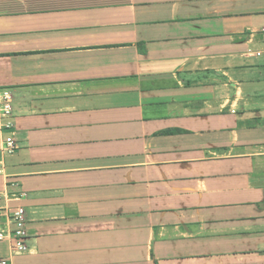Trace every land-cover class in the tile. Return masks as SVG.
Masks as SVG:
<instances>
[{
  "label": "crops",
  "instance_id": "crops-1",
  "mask_svg": "<svg viewBox=\"0 0 264 264\" xmlns=\"http://www.w3.org/2000/svg\"><path fill=\"white\" fill-rule=\"evenodd\" d=\"M263 29L264 0H0L29 247L0 260L264 264Z\"/></svg>",
  "mask_w": 264,
  "mask_h": 264
},
{
  "label": "built area",
  "instance_id": "built-area-1",
  "mask_svg": "<svg viewBox=\"0 0 264 264\" xmlns=\"http://www.w3.org/2000/svg\"><path fill=\"white\" fill-rule=\"evenodd\" d=\"M264 37V29L262 31ZM258 58L264 60V42L263 48L255 52ZM12 94L7 89L0 88V132L10 131L5 137L3 152L13 154L18 149L13 126L9 119L13 116ZM0 223L9 226V230L0 232V242H9L11 251L14 255H24L29 251L27 244V224L25 210L23 207H3L0 208ZM0 264H9L6 259L0 260Z\"/></svg>",
  "mask_w": 264,
  "mask_h": 264
}]
</instances>
